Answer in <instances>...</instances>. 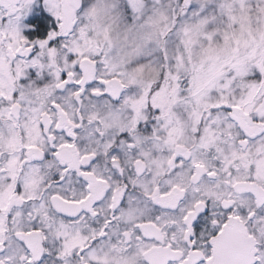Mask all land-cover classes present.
Listing matches in <instances>:
<instances>
[{
    "label": "snow or ice",
    "instance_id": "obj_1",
    "mask_svg": "<svg viewBox=\"0 0 264 264\" xmlns=\"http://www.w3.org/2000/svg\"><path fill=\"white\" fill-rule=\"evenodd\" d=\"M0 264H264V0H0Z\"/></svg>",
    "mask_w": 264,
    "mask_h": 264
}]
</instances>
